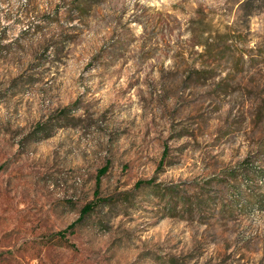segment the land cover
I'll return each instance as SVG.
<instances>
[{
	"label": "rangeland",
	"instance_id": "obj_1",
	"mask_svg": "<svg viewBox=\"0 0 264 264\" xmlns=\"http://www.w3.org/2000/svg\"><path fill=\"white\" fill-rule=\"evenodd\" d=\"M0 264H264V0H0Z\"/></svg>",
	"mask_w": 264,
	"mask_h": 264
},
{
	"label": "trees",
	"instance_id": "obj_2",
	"mask_svg": "<svg viewBox=\"0 0 264 264\" xmlns=\"http://www.w3.org/2000/svg\"><path fill=\"white\" fill-rule=\"evenodd\" d=\"M79 1H76V3H78ZM92 208V206H91V204L90 205H86L85 207H84V209H83V215L85 214V213H87L88 211H90V209ZM73 225L71 224V225H69V228H71ZM66 231H67V229H65V230H63V231H59L57 234L58 235H60V236H62L63 238L65 237V234H66Z\"/></svg>",
	"mask_w": 264,
	"mask_h": 264
}]
</instances>
